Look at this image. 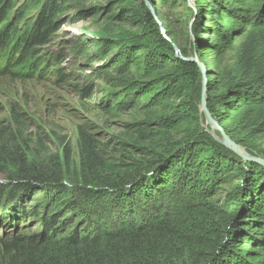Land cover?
<instances>
[{"label": "trees", "instance_id": "16d2710c", "mask_svg": "<svg viewBox=\"0 0 264 264\" xmlns=\"http://www.w3.org/2000/svg\"><path fill=\"white\" fill-rule=\"evenodd\" d=\"M73 1L79 0H0V76H65L58 54L37 51ZM146 1L153 13L143 0L93 6L111 69L106 79L121 108L141 118L125 123L117 155L79 129L76 189L81 201L96 200L100 209L82 208L89 217L80 233L53 234L55 214L39 218L36 236L23 234L30 217L16 194L52 175L25 166L17 142L23 121L13 106L15 127L0 121V168L18 173L16 203L1 205L0 195V264H264V167L203 126L201 72L189 59L196 54L207 70L208 109L225 133L264 156V0L247 24L253 14L243 0H197L191 22L178 26L155 0ZM59 201L61 208L78 207L66 193Z\"/></svg>", "mask_w": 264, "mask_h": 264}, {"label": "rangeland", "instance_id": "374dc122", "mask_svg": "<svg viewBox=\"0 0 264 264\" xmlns=\"http://www.w3.org/2000/svg\"><path fill=\"white\" fill-rule=\"evenodd\" d=\"M155 3L175 26L190 23L189 9L196 10L198 6L197 0H155ZM96 4L105 6L106 0H79L66 4L54 18V33L50 41L37 51L58 54L62 58L60 68L65 76L56 79L54 74L49 77L20 73L0 76V121L5 127H15L16 121L11 114L13 106L18 112L17 118L23 121L17 142L26 158L25 166L37 175L46 178L52 175L43 186L38 184L29 188L30 191L18 190L19 195L16 194L19 198L17 204L28 209L30 220L21 226V229L25 228L21 231L27 236H36L42 231L40 217L45 215L46 221L55 214L54 219L59 221L54 223L53 234L80 233L85 224L83 221L89 217L82 208L100 210L96 200L81 201L76 189L74 178L78 172L79 129L90 134L105 151L117 155L116 141L121 137L125 123L141 118L136 109L121 108L116 89L106 79L111 69L106 68L109 64L103 59L97 41L100 33L95 27L93 6ZM242 5L250 11L249 14H253L246 24L254 23L257 0H243ZM84 88H87L86 93ZM202 123L211 133L217 131L213 132L205 117ZM65 148L69 164L65 162ZM17 174L10 165L0 168L1 205L12 207L16 203L15 195H11ZM62 193H66L67 201L77 199L75 205L78 207L72 210L61 208L59 199ZM34 209L40 214L31 215ZM3 260V251L0 250V262Z\"/></svg>", "mask_w": 264, "mask_h": 264}, {"label": "water", "instance_id": "95a60500", "mask_svg": "<svg viewBox=\"0 0 264 264\" xmlns=\"http://www.w3.org/2000/svg\"><path fill=\"white\" fill-rule=\"evenodd\" d=\"M147 9L149 12L153 13V9L151 5L146 1L143 0ZM190 60L196 62L198 64V67L201 72V90H200V102H199V108L204 113L205 118L207 121L211 124L212 130H217L220 134V137H218L215 132L212 133L215 138L223 145L230 148L232 151L237 153L243 160L245 161H251L257 164H260L264 167V158L260 157L259 155H252L248 153L244 147L241 145L235 143L230 139V137L225 133L223 128L219 125V123L216 121V119L212 116L208 109L207 101V70L204 67V65L198 60L197 55L194 54L193 56L189 57Z\"/></svg>", "mask_w": 264, "mask_h": 264}]
</instances>
